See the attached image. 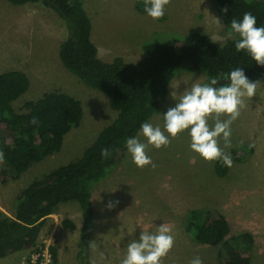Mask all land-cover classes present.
<instances>
[{"label":"rangeland","instance_id":"374dc122","mask_svg":"<svg viewBox=\"0 0 264 264\" xmlns=\"http://www.w3.org/2000/svg\"><path fill=\"white\" fill-rule=\"evenodd\" d=\"M81 1L92 22V40L103 60L121 56L139 61L142 45L155 35L162 41L168 36L180 39L200 31L221 44L233 40L227 38L228 24L213 0H171L158 20L140 11L138 0ZM67 35L65 22L56 12L0 0V75L20 71L31 82L30 90L13 103L14 110L27 113L26 103L51 92L75 97L84 110L80 127L65 137L59 153L7 183L2 182L0 171V210L7 215H12L20 192L60 166L81 159L99 133L117 118L107 96L87 87L62 65L59 47ZM207 80L205 74L179 68L160 113L149 123L163 130V114L175 106L171 87L179 93L192 83ZM240 113L231 125V147L225 148L222 136L219 139L220 147L232 159L224 176L218 172L221 161H206L191 150L187 131L169 137L167 147L148 146L147 155L155 168L137 167L127 152L110 177L93 187L95 215L84 261L79 257L82 211L76 203H68L58 205L47 219L40 238L44 248L16 253L0 259V264H52L47 250L50 246L57 248L59 264H120L130 241L139 240L143 229L151 231L161 224L169 227L175 238L161 264H189L197 256L203 264H224L219 247L197 244L187 232L190 212L204 208L220 211L229 221L232 235L252 233V263L264 264V81L257 83L253 97L245 98ZM214 122L210 117L209 125ZM137 138L147 143L141 132ZM66 220L76 225L75 231L63 226Z\"/></svg>","mask_w":264,"mask_h":264},{"label":"trees","instance_id":"16d2710c","mask_svg":"<svg viewBox=\"0 0 264 264\" xmlns=\"http://www.w3.org/2000/svg\"><path fill=\"white\" fill-rule=\"evenodd\" d=\"M13 5L33 4L50 9L65 22L68 32L59 47L64 68L87 87L108 97L112 110L118 113L114 123L103 129L94 143L77 162L60 166L43 179L34 181L20 192L12 215L0 210V259L27 250H40V238L46 221L61 204L76 203L83 216L80 238V260L89 252L94 218L93 187L105 181L127 154L126 140L138 137L140 126L160 113L169 88L179 68L217 79V87L226 85L228 73L242 68L251 82L264 81V66L258 65L244 51L237 52L235 39L225 44L213 42L200 31L180 39H157L141 47L142 58L128 61L115 56L103 60L92 40V22L81 0H6ZM230 30L233 18L240 20L245 12L264 27V0H213ZM227 8V13L222 9ZM138 9L144 11L143 0ZM28 76L20 71L0 75V162L1 180H16L47 157L59 153L65 137L80 127L84 118L82 103L61 92L46 93L41 99L25 104L27 113H17L13 103L30 90ZM36 118L38 123L31 121ZM110 149L107 158L102 149ZM229 167L222 162L218 172L224 176ZM66 229L76 225L66 220ZM187 232L201 245L219 247L224 264H253L255 238L250 232L231 234L227 218L215 209H195L189 214ZM52 264H59L55 246L48 247Z\"/></svg>","mask_w":264,"mask_h":264},{"label":"clouds","instance_id":"9594fccd","mask_svg":"<svg viewBox=\"0 0 264 264\" xmlns=\"http://www.w3.org/2000/svg\"><path fill=\"white\" fill-rule=\"evenodd\" d=\"M170 2L171 0H143L144 12L150 18L158 20L165 15V7ZM227 11V8L222 9L223 13ZM227 38L235 39L237 52H246L258 65L264 66V27L257 26V19L251 12H245L240 20H231ZM226 79L229 83L219 87L216 86L218 80L215 78L207 83L195 82L179 93L177 88L171 87L173 90L170 96L175 101V106L169 107L163 114V130L159 126L144 122L140 131L147 143L141 142L137 137L126 140V148L133 163L139 168L148 165L155 168L156 165L147 155L148 146L156 149L167 147L171 143L169 137L176 138L187 131L191 150L206 161H221L225 166L231 167V156L220 147L219 139L222 136L224 147H231V125L240 116L245 98L256 94L258 82H251L242 68L231 70ZM221 116L228 118L221 120ZM210 117L215 121L212 126L208 123ZM31 123L36 124L38 121L33 118ZM109 155L110 149L101 150L103 158ZM3 160L4 154L0 152V162ZM111 207L110 203L109 208ZM174 243L171 229L164 224L155 226L151 231L143 229L139 240L128 243L120 264H161L162 258L167 256ZM189 264H203V261L197 256Z\"/></svg>","mask_w":264,"mask_h":264},{"label":"built area","instance_id":"2783aa9c","mask_svg":"<svg viewBox=\"0 0 264 264\" xmlns=\"http://www.w3.org/2000/svg\"><path fill=\"white\" fill-rule=\"evenodd\" d=\"M48 250V249H47ZM46 253H47V251H46ZM48 253H49V251H48ZM49 255H50V253H49ZM50 260H51V263H52V258H51V256H50Z\"/></svg>","mask_w":264,"mask_h":264},{"label":"crops","instance_id":"0c3cea01","mask_svg":"<svg viewBox=\"0 0 264 264\" xmlns=\"http://www.w3.org/2000/svg\"><path fill=\"white\" fill-rule=\"evenodd\" d=\"M64 42V41H63Z\"/></svg>","mask_w":264,"mask_h":264}]
</instances>
